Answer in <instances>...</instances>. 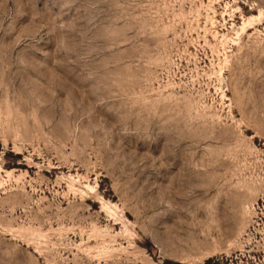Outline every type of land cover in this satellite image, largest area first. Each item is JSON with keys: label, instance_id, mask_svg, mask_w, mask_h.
<instances>
[{"label": "rangeland", "instance_id": "374dc122", "mask_svg": "<svg viewBox=\"0 0 264 264\" xmlns=\"http://www.w3.org/2000/svg\"><path fill=\"white\" fill-rule=\"evenodd\" d=\"M0 264H264V0H0Z\"/></svg>", "mask_w": 264, "mask_h": 264}]
</instances>
